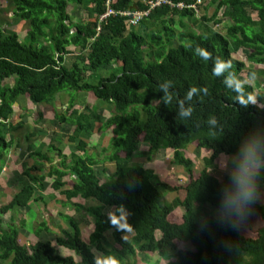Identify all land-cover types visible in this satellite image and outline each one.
<instances>
[{
	"label": "trees",
	"instance_id": "16d2710c",
	"mask_svg": "<svg viewBox=\"0 0 264 264\" xmlns=\"http://www.w3.org/2000/svg\"><path fill=\"white\" fill-rule=\"evenodd\" d=\"M172 1L205 7L206 13L198 16L197 7L163 4L139 26H129L120 14L98 21L107 0H10L14 16L27 20L29 29L22 40L0 21V169L13 146L10 120L19 98L53 107L62 93L80 92L90 99L81 112L72 98L70 116L54 107L56 119L73 126L68 141L75 152L64 153L54 141L45 154L41 146L29 148L35 163L30 167L25 163L23 175L30 181L20 183L12 199L0 204L2 260L100 264L95 250L118 264H139L140 253L158 255L168 264H264V203L239 175L220 179L213 170L222 154L238 157L234 166L239 168L264 161V86L257 91L252 83L243 82L238 98L224 83L227 71L213 74L218 57L231 62L236 77L261 75L260 85H264V70L258 72L246 63L264 65V0ZM111 4L117 10L148 8L144 0H112ZM70 5L83 8L85 21H74ZM177 17L181 29H176ZM159 22L162 26L157 28ZM210 22H225L226 33L216 31ZM197 47L211 58H202ZM241 49L247 52L246 62L233 56ZM100 69L113 71L97 77ZM12 77L15 86H6V79ZM166 81H171L169 91L174 94L169 104L161 100L159 88ZM193 87L198 94L185 100ZM249 93L255 101L242 106ZM98 101L109 105L110 118L99 114L103 113L100 106H91ZM181 101L193 108L187 119L177 116ZM211 117L214 124L208 123ZM97 123L99 134L113 132L111 147L102 150L103 158L89 154L84 140L92 136ZM142 144L149 147V159L159 151L172 150V162L186 170L187 180L161 179L154 169L136 161ZM189 146L207 151L202 171L195 169ZM55 153L61 160L47 172L38 157L50 159L48 155ZM107 162H114L116 170L103 168L105 179H101L94 166ZM35 170L41 174L32 173ZM171 193L176 195L168 200ZM63 195L65 199H58ZM52 198L72 207V215L59 214L69 228L60 226L54 240H41L43 231L52 232L43 221L34 230L37 241L22 244L26 222L23 217L18 222L17 215L23 216L31 201L46 205ZM75 198H92L96 204L72 201ZM121 205L129 213L126 226L134 231L129 237L126 228L118 229L109 220L108 208ZM179 207L185 210L178 216ZM4 214H10L8 221ZM82 217L93 219L87 241L80 229ZM109 232L114 244L109 242Z\"/></svg>",
	"mask_w": 264,
	"mask_h": 264
},
{
	"label": "rangeland",
	"instance_id": "374dc122",
	"mask_svg": "<svg viewBox=\"0 0 264 264\" xmlns=\"http://www.w3.org/2000/svg\"><path fill=\"white\" fill-rule=\"evenodd\" d=\"M204 0H199V3H203ZM10 0H0V17L1 19H4L5 17L8 18L9 20L3 23L6 25L4 27H8V29H14V31L16 32H20V22L17 23V17L14 16V12L11 10L13 8L12 4L9 3ZM4 9V10H3ZM68 11L73 15V17H77L78 19H84L86 18V13L83 11V8L80 6H74V5H70L68 8ZM210 14H213L214 12V7H210L209 8ZM206 13V9L205 7H199L197 9V14L198 16H203ZM223 13V9L219 11V16H221V14ZM177 19V25H176V29H181L182 27L179 25L178 23V17ZM1 21V20H0ZM2 22V21H1ZM186 22H188L190 25L199 28L198 27V23L195 24L193 23L191 20H186ZM10 24V26L8 25ZM210 25H212L216 31L221 32V33H226V29H225V22H222L220 24H214L213 22L209 23ZM162 26L161 22H159L158 27ZM141 27V26H140ZM139 29H141L142 33H143V28L141 27ZM156 28V29H157ZM24 37V36H23ZM21 38V36H20ZM22 39V38H21ZM23 40V39H22ZM79 52L78 50H76V53ZM236 59H239L240 61H247V52L245 51V49H241L240 51L236 52L233 55ZM247 65L249 66V68H253L256 71L260 72L261 70H264V65H253L249 62H246ZM113 70H99V72L96 73L97 77H101V76H108L109 73L111 74ZM250 76H248L247 73H245L243 76L239 77V79L244 82V83H252L253 87L256 88L257 91H260L261 88L264 85H260L263 83V77L261 75H257L254 79H249ZM79 94L80 92H73L69 95L71 97V99H75L76 101L79 100ZM84 96H82L83 98ZM87 100V99H86ZM86 100L80 101L78 104H80V108L78 110H83V108L85 107V105L87 104ZM62 107L61 108H56V110L59 111L60 114H65L67 116H70V112L68 113V109L69 106H65L64 103H62ZM70 105V104H69ZM92 107H95L94 109H96L98 106L99 109H101V111L103 112V115H105L107 118L111 117V110H109V105L102 103L101 101H98V103H96L95 105H91ZM60 109V110H59ZM100 124H96V129L94 131V133L92 134L94 136V138L97 140V144H95L96 147L93 148H109L111 147V136H113V132H106V134L100 135L98 134V129H99ZM67 130H71L72 128V124L70 122L67 123L66 126ZM59 130V128H58ZM97 134V135H96ZM101 136L100 140L96 138V136ZM90 136L84 138V140H88L89 147H91L92 142H91ZM94 139V140H95ZM63 141V140H62ZM93 141V140H92ZM148 149L149 147L146 144H142L140 146V152L138 154V156L135 158L136 161H140L144 164H146L148 167L154 169L158 176L161 179H174V180H178L181 183H184L187 180V172L186 170L180 166L177 165L175 163L172 162V150L167 151V150H162L159 151L158 153L153 155L152 159L148 158ZM99 150V149H98ZM187 153L190 155V157L192 159H194L195 161V169L197 171H202V169H204L205 167V160L204 157L207 154V151L205 149H196L194 146H189L187 149ZM238 157L233 156V155H226V154H222L219 158V160L217 161V163L215 164V166L213 167V170L215 171V174L217 177H219L220 179L223 178L226 174H237L239 175L246 183H248L254 193V196L256 197V199L261 202L264 203V183L262 182V179L264 177V161H252L250 162L248 165L244 166V167H236L234 166V164L237 162ZM107 165V166H106ZM103 168H108L109 171L113 172L116 170V165L114 164V162H107V163H101V164H96L94 166V169L96 170V172L99 175V178L101 179H105V177H103V175H105V173H103L102 169ZM51 170V169H50ZM21 180L23 182L26 181H30L29 177L25 178L22 177ZM4 182V181H3ZM20 184V183H19ZM22 184V183H21ZM5 185H3L4 187ZM10 186V185H9ZM20 188V185L17 184L16 188L13 191V195H15V193L18 191V189ZM50 187H48V189L46 191H49ZM12 195V197H13ZM176 194L171 193L167 195V199L168 200H172V198L175 196ZM62 199H65V196H62ZM79 201H81L82 203H84L85 205L88 204H96L95 199L89 198V199H82V198H78ZM37 204V203H34ZM43 206L46 207L43 204H38V205H33L32 207L35 209L36 212V216L39 215L40 218L38 220L44 219L45 217H43V215H45V211H43ZM49 209L52 211V213L55 214V220L57 223H60V225L64 226V227H68L66 225V223L62 220V218L59 215L60 211H64L67 214H73V209L72 207H67V206H61V204L59 202H54L52 201L49 204ZM116 209V207H110L108 208V212H114ZM184 208L183 207H179L175 210L176 214L179 216L184 212ZM127 215L126 217H123L121 215H117V221H119L121 223V225L126 228V230L128 231L127 233V237L134 235V231H132L131 229H129L125 222V218L129 217V213L126 212ZM74 216L79 217V214H75ZM3 217V216H2ZM38 218V217H36ZM86 218V217H85ZM18 222L20 221L19 218ZM9 217L6 216V218L4 217V221H8ZM35 221L34 223L38 222ZM81 223H80V229L82 230V238L84 241H87V231L89 230V227H91L92 223H93V219L90 217H87L85 220L84 218H80ZM124 221V222H123ZM35 225H33L34 228ZM69 228V227H68ZM27 227L25 226L23 229H21L23 231H26V233L28 232V230H26ZM26 235V234H25ZM55 236L54 235H46V239H54ZM108 238H109V242L111 244L115 243V239L113 237V233L109 232L108 233ZM109 246H111L109 244ZM94 253L96 255V257H98L100 264H106V256L105 254H102L100 252H95ZM165 261H167V263H169L168 260L163 259ZM162 258H160L158 255H145V254H139V264H162L163 263ZM173 262L176 261V259H172ZM0 264H12L11 263V259L10 260H2L0 258ZM164 264H166V262H164Z\"/></svg>",
	"mask_w": 264,
	"mask_h": 264
},
{
	"label": "crops",
	"instance_id": "0c3cea01",
	"mask_svg": "<svg viewBox=\"0 0 264 264\" xmlns=\"http://www.w3.org/2000/svg\"><path fill=\"white\" fill-rule=\"evenodd\" d=\"M144 1H147V0H144ZM0 11H1V8H0ZM16 19L18 20L17 23L20 22L19 35L21 36V38H25L26 33L28 32V29H29L28 21L23 20V19H18V18ZM85 19H80V18L78 19L77 17H74V21H80V20L85 21ZM0 20L2 22L3 21L6 22L9 19L6 17L4 19H1L0 17ZM8 25L10 26V24ZM4 26L6 25L4 24ZM15 84H16V80L13 77L6 79L5 81L6 86L14 87ZM82 96L84 97L82 98ZM79 97L80 98L77 101V104L75 105V109L80 108V104H78L80 101L90 99L88 98L87 95H84L82 93L79 94ZM70 101H71V97L68 93L59 94L56 98L54 107L55 109L61 108L63 105L62 103H64L65 106H69ZM91 104H95V103H91ZM13 107H14V113L10 120L11 125H12V131L9 134V137L13 141V146L8 151V155H6L5 160L3 161L2 167L0 169V204L8 202L9 200L12 199L13 191L16 188L17 184L20 185L19 183H25L21 180L22 177L27 178V175L26 176L23 175L24 174V164L27 163L28 167H30V166H33V164L35 163V158L32 157L33 151L31 150L30 152L29 148H40L41 146L44 148L42 150V153L45 154L48 151L47 148L50 145V142L54 141V143L60 144V149L63 150V152L66 154H70L72 153V151L75 150L74 145L72 143H69L68 141V136L69 134H72L73 126L71 130H67L66 128L67 123L62 124L58 121V119H56L55 117L56 113H55L53 106L46 105V104H34L29 99L25 97H21L14 103ZM99 114H103V113L100 112ZM100 135H103V134H100ZM100 135L96 136V138L99 140L101 138ZM90 138H92L91 142L93 145L89 147V144H88V147L86 148L88 150V153L94 154L97 158L105 157V154L102 153V150L106 148H93V147H96L95 144H97L98 142L94 138L93 135ZM85 141L88 143V140H85ZM30 154H31V157H30ZM137 156L138 155H136L135 158ZM48 157L50 159L38 157L39 161L40 162L42 161V163H44L43 166L47 172L50 171L53 165H57L59 161L61 160V157L60 155H58V153L49 154ZM32 173L41 174V171L35 170V171H32ZM47 181H50V178H47ZM3 185L5 186L3 187ZM62 198H63L62 196L58 197V199L60 200H63ZM58 199L57 200L53 198L48 199V203L46 205L44 202L39 203V204H43L46 206V207L43 206V209H42L46 213L45 215H43V217H45L44 219L38 220L40 216L39 215L36 216L35 209L32 207L33 205H38V203L34 204L35 203L34 201L30 202V206L24 212L23 216L21 213L17 215V218H19L20 220L22 219V217L25 219L26 227H27L26 230H28L27 233L26 231L21 232L20 242L22 244L29 245L37 241L38 237L34 235V230L36 229V226L40 225V223H42L43 221H46L48 223V226L50 227V230L52 232L50 233V232L43 231L39 235V238L41 240H47L46 235H54L56 237V233L59 232V228L62 225L56 222L55 214L52 213V211L49 209V204L52 201H54V202H59L61 206H64V204H62ZM72 201H79V200L78 198H75ZM60 213H65V212L60 211L59 214ZM6 216L10 217V214H4L3 219L4 217L6 218ZM37 220L38 222L34 223ZM33 225H35L34 228H33ZM90 228L91 227H89V229ZM54 239H48V240H54ZM164 262L168 264L167 261L165 260H163L162 264H164Z\"/></svg>",
	"mask_w": 264,
	"mask_h": 264
},
{
	"label": "clouds",
	"instance_id": "9594fccd",
	"mask_svg": "<svg viewBox=\"0 0 264 264\" xmlns=\"http://www.w3.org/2000/svg\"><path fill=\"white\" fill-rule=\"evenodd\" d=\"M196 51L204 59H210L211 58V54L208 53L206 50H202V49L197 47ZM231 67H232V65H231L230 61H223L217 57L214 61L213 74L216 76H220V75H224V73L227 71L228 75L225 76L224 83L226 84L227 87L231 88L233 91H236L237 97L239 98L241 92H243V87H242L243 82L238 77H236L234 72H231ZM254 78H255V74H252V76L249 77V79H254ZM159 88H160V92L163 93L161 100L165 104L171 103L172 99H173V95H174L171 91H169V89L172 88L171 81L164 82L163 84H161L159 86ZM198 91L199 90L196 89L195 87L190 88L188 90V92L186 93L185 100L191 101L193 99V97L198 94ZM204 91L206 92L207 90L205 89ZM249 101H252V102L255 101V97L251 93L247 94V101L244 102V104L242 106H247ZM237 102H239V100H237ZM192 112H193V108L190 105L188 107H185L184 101L179 102L178 112H177V116L179 118L187 119V118L191 117ZM215 122H216V120L214 117H211L208 120L209 124H214ZM116 213H119L121 216L126 217L127 213H126V210L124 209L123 205L117 207L114 212L109 213V220H110V223L112 226L118 227V229H124L121 227V224L117 222ZM124 223L126 224V222H124ZM127 226L131 227L130 225H127ZM97 264H98V262H97ZM106 264H118V261H116L112 257H108V258H106Z\"/></svg>",
	"mask_w": 264,
	"mask_h": 264
},
{
	"label": "built area",
	"instance_id": "2783aa9c",
	"mask_svg": "<svg viewBox=\"0 0 264 264\" xmlns=\"http://www.w3.org/2000/svg\"><path fill=\"white\" fill-rule=\"evenodd\" d=\"M112 0H107L106 9L101 14L98 15V21H108L111 16L120 14L127 18V22L129 26H139L142 23V20L148 17L151 12L162 6L163 4H168L171 7H193L196 8L197 6L195 4H189L186 5L184 2H177L175 3L172 0H147L146 4L148 5L147 9L143 10H132V9H125V10H117L115 9L112 4ZM198 9V7L196 8ZM98 29H100V25L98 26Z\"/></svg>",
	"mask_w": 264,
	"mask_h": 264
}]
</instances>
